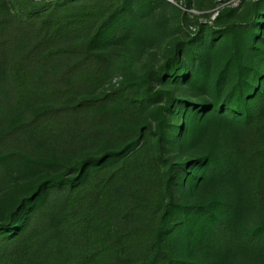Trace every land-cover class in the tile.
<instances>
[{
    "label": "trees",
    "instance_id": "obj_1",
    "mask_svg": "<svg viewBox=\"0 0 264 264\" xmlns=\"http://www.w3.org/2000/svg\"><path fill=\"white\" fill-rule=\"evenodd\" d=\"M21 2L26 21L39 29L36 42L20 55L6 62L0 58V80L9 76L16 102L49 96L28 83L31 61L59 51L80 52L85 60L92 55V41L127 17L124 0L109 13L75 7L71 0ZM225 13H219L213 25H201L198 50L189 45L184 51L177 38L169 41L157 88L147 74L140 81L141 92H124L120 86L89 98L65 99L49 115L38 112L7 132L40 121L38 130L66 129L65 137L77 136L79 143L101 137L122 142L119 148L32 182L21 212L0 221V264H207L171 251L165 242L173 236L180 249L200 243L223 255L240 242L264 258V0H256L244 20L228 22ZM84 20L94 22L88 41L72 47L51 45L38 55L65 26ZM178 79L185 96H175L168 87ZM147 99H157L151 113ZM170 117L179 121L170 124ZM218 120L240 127L238 143L223 152L198 154L186 164L169 156L176 140L191 147ZM176 166L185 172L180 183L188 187L219 171H232L240 178L243 198L179 203ZM240 205L257 215L258 222L237 232ZM30 218L33 229L27 228ZM46 223L53 224V232L42 239L38 230ZM56 246L66 254L64 263L52 261L58 258Z\"/></svg>",
    "mask_w": 264,
    "mask_h": 264
},
{
    "label": "rangeland",
    "instance_id": "obj_2",
    "mask_svg": "<svg viewBox=\"0 0 264 264\" xmlns=\"http://www.w3.org/2000/svg\"><path fill=\"white\" fill-rule=\"evenodd\" d=\"M71 1L75 7L87 5L99 9L102 13H109L123 0ZM124 1L127 17L119 18V21L114 22L99 38L92 41V55L87 59L83 60V54L80 52L59 51L49 54L48 57L41 55L39 62L31 61L27 71L28 83L32 88H44L49 94L46 98H23L16 102L9 76L3 75L4 78L0 80V221L21 212L26 189L32 182L59 174L64 166L83 158L98 157L107 150L119 148L122 142L119 138L101 137L79 143L77 136L73 139L65 137L66 129L60 131L53 127L50 131L38 130L40 121L32 126H21L12 134H7L9 130L38 112L45 111L49 115L50 110L65 99L75 101L89 98L120 86L125 88L124 92H141L143 86L140 81L147 74L154 88H157L161 81L158 71L166 62L168 43L171 39L177 38L184 51L189 45L197 49L200 43L197 34L201 25H213L215 17L224 10L226 21L244 20L249 17L256 0ZM3 2V10L0 11V58L6 62L36 42L38 36L35 31L39 26L37 23L34 26L26 21L21 0ZM93 24L94 22L87 20L72 22L65 26L56 38L47 40L42 49H39L38 55L51 45L53 48L72 47L88 41ZM222 51L221 54H224L225 50ZM225 55L226 53L223 57ZM183 56L186 60L185 52ZM221 57L222 55L220 59ZM168 87L173 90L175 96L187 94L185 88L180 86V79ZM156 100L145 101L149 113L155 108ZM169 121L173 124L179 119L170 117ZM171 130L175 131L177 127ZM240 132V127L236 124L218 120L209 124L202 140L192 142L191 147L176 140L169 156L176 162L186 164L198 154H206L209 150L212 153L226 151L234 143H238ZM161 161L163 167H166L165 160ZM176 168L179 170L177 181L180 183L185 172L179 166ZM176 190L177 201L182 204L220 196L239 201L243 198L240 178L232 171L211 174L197 186H182L180 183ZM47 199L49 200L50 196ZM241 208L235 222L237 232L246 231L258 222L257 215L242 206ZM28 209L24 208V211ZM43 220L44 218L41 222ZM34 226V218H30L27 228ZM38 232L40 238H46L47 234L53 232V224L46 223ZM201 236L205 235L201 233ZM165 243L174 253L207 264H264L260 251L246 248L240 242H236L223 255H219L212 246L200 243L180 249V244L174 236ZM58 246L55 250V257L58 258L52 261L54 263L56 259H61L64 263L66 254Z\"/></svg>",
    "mask_w": 264,
    "mask_h": 264
}]
</instances>
